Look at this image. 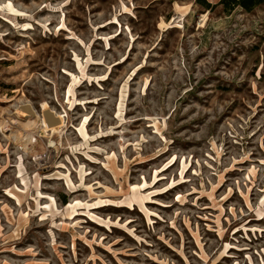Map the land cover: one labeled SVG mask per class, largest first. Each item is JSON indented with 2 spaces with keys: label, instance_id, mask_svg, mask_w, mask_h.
<instances>
[{
  "label": "rangeland",
  "instance_id": "374dc122",
  "mask_svg": "<svg viewBox=\"0 0 264 264\" xmlns=\"http://www.w3.org/2000/svg\"><path fill=\"white\" fill-rule=\"evenodd\" d=\"M199 1L0 0V264H264V5Z\"/></svg>",
  "mask_w": 264,
  "mask_h": 264
},
{
  "label": "trees",
  "instance_id": "16d2710c",
  "mask_svg": "<svg viewBox=\"0 0 264 264\" xmlns=\"http://www.w3.org/2000/svg\"><path fill=\"white\" fill-rule=\"evenodd\" d=\"M199 2H202L207 9H212L215 6H222L227 12L236 8H243L245 11L250 12L257 7L264 5V0H221L217 5L214 6H212L210 3H207L206 1L200 0Z\"/></svg>",
  "mask_w": 264,
  "mask_h": 264
}]
</instances>
